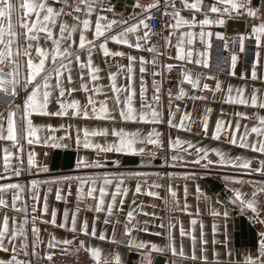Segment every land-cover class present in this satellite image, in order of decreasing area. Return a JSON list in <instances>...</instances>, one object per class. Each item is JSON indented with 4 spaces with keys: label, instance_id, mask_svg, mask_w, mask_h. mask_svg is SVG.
Segmentation results:
<instances>
[{
    "label": "crops",
    "instance_id": "0c3cea01",
    "mask_svg": "<svg viewBox=\"0 0 264 264\" xmlns=\"http://www.w3.org/2000/svg\"><path fill=\"white\" fill-rule=\"evenodd\" d=\"M22 2V0H20ZM105 4L111 3L113 12L117 17L127 19L129 15L139 12V8H134V4L125 9H118L111 0H104ZM140 2V1H139ZM176 6L180 8L179 0H175ZM252 7H256L253 0H250ZM141 3V2H140ZM205 8L213 3V0H203ZM58 6V5H57ZM113 12L107 13L112 18ZM181 15L191 19L192 12L184 9ZM215 19V14H210ZM245 15H228L224 14L223 24H212L203 26L206 34L207 44L198 45L201 38V26L193 24L189 29L183 26V30H173V35L168 37L169 46L164 47L161 52H149L152 46L150 37L147 43L142 42L141 49L130 48L128 45H118L112 41H108V47L112 51H121L124 53L122 57H108L107 60L99 51H93V64L98 66L101 71L98 73L99 79L95 81L98 89H94L92 81H87L88 91L80 89L79 72H73L72 93H66V97L77 99L80 102L78 115L72 116L70 110L65 116H55L47 114L31 113L29 120L31 127L24 124L19 114L16 120V142L13 143L6 139H0V184H19V189H9L2 193L7 201V213L9 216L15 215L17 220L27 217L25 224L26 236L30 241L32 238L31 226L32 217L36 216V227L40 230L41 240L47 242L49 234H54L57 239H72L76 236L73 244L65 246L61 245L55 249L48 248L50 253H59L72 251L80 248L78 241L85 240L87 244L93 247H99L101 250L100 264H104L105 258L108 264H114L112 254L119 255L120 264H126L131 251L138 252L139 257L137 263L145 264L143 253L145 249H139L136 244L145 242V248L151 264H154L158 254L164 256L163 264H245V258L248 256H258L261 232L264 231V191H259L264 187V171L256 172L255 168L260 167V161L264 160V154L255 152L251 147L243 148L240 146V136L237 135V143L231 144V135L220 132L218 138L212 137V130L216 126L217 119L225 121L224 128H236L238 119L236 113H246L247 116L239 117L240 126L238 133L244 131L245 125L251 128L257 124V116H264V109L234 103L226 98L231 86V94L239 95L238 89L244 88V95L250 97L253 89L258 90V94L264 95V80L252 78V60L257 59V77L264 76V46L259 48L257 56V46L255 39L251 45L241 46L238 50H231L226 56L210 45L212 39L207 33H211L214 27H223L227 18H240ZM196 20L202 18L200 13L195 14ZM70 21V18L65 17ZM12 25L16 31L23 33V29L17 27V16L12 17ZM7 26V19L4 20ZM258 23L256 20L251 21ZM94 27V17H93ZM58 30V25H57ZM189 30L193 33L192 37L187 35L183 38L185 52L188 47H192L194 51L203 53L207 48V62L204 63L203 56L200 57L201 64L196 65L189 62L187 57L181 60L176 56V48L180 40L179 31L187 33ZM251 30V29H250ZM227 33L225 41L227 48L232 46L233 34ZM91 40L90 32L87 34ZM143 35V31L140 32ZM167 37V31L164 30V41ZM78 42V33L76 35ZM191 39V45L188 40ZM135 42V37H132ZM224 41V47H225ZM21 42L23 36L21 35ZM40 43L45 45L43 36ZM47 46H51V41L47 42ZM15 51V45H13ZM230 50V49H229ZM235 53L237 60L233 64L231 55ZM133 55L137 59L133 62V94L129 101L135 119L122 120L120 118L121 111L127 113L128 109L124 105V101L128 99L127 92L120 89V104H116V94L112 92L111 83L108 80L109 71L116 72L117 86L127 84V56ZM145 57L146 60L156 59L155 66L151 63L145 65L147 71L144 73L145 92L142 101L140 94V61L139 57ZM173 61L183 64V72L191 73L193 78L197 74L200 75V83H208L210 88L216 86V81H220V89L215 93L210 90L192 89L191 85L183 80L181 76L180 88H184L185 95L183 97L168 96L161 82L162 74L166 68L162 65H169ZM118 65H124V69H119ZM8 69L5 68V71ZM158 74L153 76L152 72ZM244 73L241 76V73ZM26 73V69H25ZM153 80L159 88V92L153 86ZM54 83V81H53ZM66 83V81H65ZM54 93L47 105V111L55 112L59 105L56 103ZM158 95L159 99L154 100L153 96ZM204 96L206 99H194L193 97ZM91 98L96 102V112L92 111V106L88 105V115H84L85 105ZM12 99L11 96H5L0 92V110L8 107L7 101ZM106 101L107 112L99 111V102ZM144 105L143 112L145 118L140 119L141 105ZM210 109V111H206ZM158 113L157 117L152 116V112ZM172 112V123L169 124V112ZM186 116L181 121V114ZM207 117L208 129L207 133L201 127L200 117ZM180 124L181 127H175ZM63 125V127H61ZM50 126V127H49ZM32 129H35V135H30ZM86 130L89 135H85ZM123 130L127 134V138H134L135 145L142 148V152H116L113 148L111 151L104 149L113 145L120 137L113 136V130ZM152 133L151 136L149 134ZM158 134V135H157ZM7 135L6 125L2 133ZM77 136H79L80 144L77 145ZM250 138H256L255 134H249ZM157 140V144H152L149 140ZM177 139L181 144L175 148H169L168 143L171 140L175 142ZM190 142L192 147L188 146ZM94 144L97 147L85 148L84 144ZM59 145V146H54ZM165 145L168 148V161L163 162L170 169H163L159 164L161 160L155 159L153 164L148 167H140L139 157L152 153L157 146ZM197 148L207 150V160L204 159L205 152H200V162L196 163ZM211 149L219 150L225 160L240 157L236 161L235 166L231 163H212L208 164V160L219 161L220 156ZM5 150L12 152V156L8 158V165L5 167ZM19 150V151H17ZM55 150H60V162L63 160L65 151L72 153L73 164L68 169L58 168L50 169V163ZM122 156H136L137 163L134 165H123L121 163ZM31 157L33 163H28ZM177 157V159H172ZM83 158V163L78 167L77 162ZM245 160L249 162V167L244 168L242 165ZM118 161V163H114ZM17 170L19 175L16 174ZM207 178L221 182L223 188L213 190ZM107 179L112 181L105 184L106 189L101 210L97 211L96 206L88 205L91 197L95 199L100 196V186ZM35 181L36 183H33ZM117 183L121 184V188L113 202L111 215H108L107 202L113 200L112 192L117 189ZM139 184L140 191H136ZM80 186L81 195L77 199V187ZM94 188V195L88 196V188ZM127 188V192H124ZM199 188V192L197 191ZM239 190L245 201L252 199V193L255 192L256 212L246 206H241L239 201L233 203L230 199L233 197V190ZM57 190L60 192V199H57ZM155 192L156 195H149ZM13 193L19 196L16 202L18 211L12 209L11 197ZM173 193L175 195H173ZM121 197L123 202L121 203ZM185 205L187 209L185 210ZM44 212H40V208H45ZM36 208V212L32 209ZM55 210L56 224L48 223L52 220V212ZM5 209L0 206V216ZM75 212L76 232L72 231V213ZM129 212L132 213L129 216ZM227 212V216L224 213ZM95 217L96 236L82 237L78 229L81 222H87L88 231L91 232L93 218ZM243 218V233L236 236L240 232L239 218ZM107 221V222H106ZM61 222L66 224V228H59ZM237 225V227H236ZM213 226L216 231L213 232ZM125 227L129 229L125 233ZM181 228L186 233L181 236ZM252 229V234L249 232ZM145 229H147L145 231ZM103 230L105 239H100V232ZM170 231L171 240L166 235ZM191 232V235L187 233ZM159 233V235H157ZM201 236L205 241L203 248L207 257L206 261L199 259L201 249ZM111 237V239H108ZM195 238V239H193ZM226 238V245L224 243ZM134 241L130 244L129 241ZM215 240V243L213 241ZM172 243L177 254L174 255L171 249L166 246ZM151 244H156L161 251L151 249ZM183 248V255L179 252ZM215 251V256L213 252ZM195 253V256L193 255ZM10 254L0 251V258L7 259ZM27 258V257H25ZM48 259L44 257L43 251L38 248L37 256L33 259V264H45Z\"/></svg>",
    "mask_w": 264,
    "mask_h": 264
},
{
    "label": "snow or ice",
    "instance_id": "6c2138e0",
    "mask_svg": "<svg viewBox=\"0 0 264 264\" xmlns=\"http://www.w3.org/2000/svg\"><path fill=\"white\" fill-rule=\"evenodd\" d=\"M180 8L176 6L175 0H150L148 3H140L139 0L133 5L134 8H139L140 11L133 15H129L127 19L117 17L113 12V6L111 3L105 4L104 0H0V92H3L5 96H11L12 99L8 100V107L4 110H0V139H6L13 143L16 142V116L19 114L21 120L24 124L31 127V122L29 116L31 113L47 114L55 116H65L70 110L72 116L78 115L80 102L77 99L66 97V93H72L74 91L71 86L73 83V72H79L80 79V89L83 91H88L86 83L87 81H92L94 84V89H98V85H95V81L99 79L98 73L101 69L93 64V51H99L107 60L108 57H122L124 53L121 51H112L108 47V41H112L118 45H128L130 48L141 49L142 42L147 43L150 35H152V29L149 27L147 21L152 17L153 10L160 11L163 8V12L160 13L158 19H163L167 16L168 20L164 21V30L167 31V37L164 41V47L169 46V39L173 35V30H180L183 26H188L189 29L193 24H199L201 26V38L203 39L206 35L203 31V26L212 24H223L224 14L228 15H245L246 17L258 20V23H253L251 25V31L249 32V37H254L255 44L257 46V56L259 55V48L264 46V17L260 15L261 11H264V0H260L258 7H252L250 0H213V3L205 8L203 0H179ZM58 5V6H57ZM187 9L192 12V18L188 19L181 15V11ZM113 12L112 18H109L107 13ZM200 13L202 18L196 20L195 14ZM17 16V27L23 29V33L16 31L12 25L13 15ZM210 14H215V19H213ZM65 17L70 18L65 19ZM93 17H94V27H93ZM7 19V26L4 20ZM58 25V30H57ZM143 31V35L140 32ZM91 34V40L88 39V33ZM78 33V42L76 35ZM21 35L23 36V42H21ZM187 35L192 37L193 33L189 30L187 33L184 31H179L180 40L178 41V46L176 48L177 58L183 60L185 56L189 62H193L196 65L201 64L200 57L203 56L204 63L207 62V48L203 53L194 51L192 47H188L185 52L184 48L180 45L183 44V38ZM211 35V33H207ZM41 36L45 41V45L42 46L40 43ZM217 38L223 39V34L220 32L216 33ZM132 37H135V42L132 41ZM241 46H243L245 36L240 34L238 37ZM51 41V46H47V42ZM205 45L207 41L205 40ZM191 39L188 40V44L191 45ZM13 45H15V51L13 50ZM225 48H227V41H225ZM149 52L156 53V46L152 45ZM158 54V53H156ZM137 57L133 55H128L127 60V84H120L117 86L116 83V72L109 71L108 80L112 86V92L116 94V104H120L119 92L120 89H124L127 92V97L124 101L125 107L128 109L127 113L121 111L120 118L122 120H132L135 119L133 111L129 106V101L131 100L133 94V62ZM231 60L235 64L237 56L235 53L231 55ZM140 61V94L141 99H144L145 84H144V73L147 71L145 65L151 63L155 66L157 63L156 59L146 60L145 57H139ZM257 64L258 60H252V78L264 80V76L257 77ZM124 65H118L119 69H124ZM5 68L8 70L5 71ZM162 68H171V65H162ZM26 69V73H25ZM158 73L156 71L152 72L155 76ZM244 73H241L243 76ZM183 80L191 85L192 89H200L201 92L204 90H210L215 93L220 89V81H216V86L210 88L208 83H200V75L197 74L193 78L191 73L182 71ZM54 81V83H53ZM66 81V83H65ZM153 86L156 91L159 92V88L156 85V81L153 80ZM239 95L231 94V86H229V92L226 94V98L234 103L248 106L251 104L253 107H259L264 109V95L258 94V90L253 89L250 97L245 96L244 88L238 89ZM54 93H58L56 96V103L59 108L55 112L47 111V105ZM185 95L184 88H180L177 96L183 97ZM194 99H206V97H193ZM154 100H158V95L153 96ZM92 106V111L96 112V102L91 98L88 99L85 105L84 115L87 116V107ZM144 105H141L140 119L145 118L143 112ZM99 111L101 113L107 112L106 101L101 100L99 102ZM210 111V109H206ZM238 119L236 121V128L231 127V122L228 128H224L225 121L217 119L216 126L212 130V137L218 138L220 132H224L226 135H231V144L235 145L237 143L236 137L240 136V146L243 148L251 147L255 152L264 154V116H257V124H254L251 128L247 125L244 127L243 132L237 131L240 126L239 117L247 116L246 113H236ZM153 117H157L158 113L153 111ZM181 121L186 119V116L182 113L180 116ZM169 124L172 123V112H169ZM201 127L204 132L207 133L208 122L207 117L202 115L200 117ZM7 135L3 136L2 133L5 130ZM50 127V126H49ZM63 127V125H61ZM175 127L180 128V124H176ZM79 131H84L85 135L89 133L84 129H78ZM255 134L256 138H250L249 134ZM30 135H35V129H32ZM152 133L149 134L151 136ZM158 135V134H157ZM113 136L120 137L115 141L113 145L105 148V151H111L113 148L116 152H142V148H138L135 145V139L127 138V134L121 129L119 131L113 130ZM77 145L80 144L79 136H77ZM152 144H157V140H149ZM189 147H192L190 142ZM181 144V141L177 139L175 142L171 140L168 143V147L175 148ZM59 146V145H54ZM85 148L97 147L94 144L85 143ZM19 151V150H17ZM205 152L204 159L207 160V150L202 148H197V159L196 163L200 162V152ZM210 151L216 152L218 156L221 157L219 161L208 160V164L212 163H231L235 166L236 161L241 159L236 157L235 160L228 159L225 160L223 154L217 149H211ZM13 154L5 150V167H7L9 161L8 158ZM172 159H177V157H172ZM31 165L33 163L31 157L28 160ZM83 163V158H80L77 162L79 167ZM118 163V161H114ZM260 167H256V172L264 171V160L260 161ZM244 168L249 167V162L245 160L242 165ZM19 175V171L16 172ZM112 181L105 179L99 189L100 196L96 198L95 206L97 211L101 210V206L106 189L105 184H110ZM33 183H36L33 181ZM19 184H0V206L5 209V212L0 216V251L10 254L7 259L0 258V264H33V259L37 256V249L40 248L44 257L51 260L54 253L47 251L48 248H57L61 245L65 246L73 244L76 241V236L72 239H57L54 234H49L47 242L41 240L39 232L40 230L36 227V216H33L31 233L32 238L29 241L26 236L25 224L27 217L20 218L17 220L16 216H9L7 213L8 204L2 193L7 192L9 189H19ZM121 184L117 183V189L112 192L113 200L107 202L108 215H111L113 209V202L116 198ZM136 191H140L139 184H137ZM199 192V188H197ZM259 191H264V187L260 188ZM124 192H127V188H124ZM88 196L94 195V188H88ZM81 190L80 186L77 187V199L80 198ZM149 195L155 196V192H150ZM173 195H175L173 193ZM243 194L239 190H233V197L230 199L233 203L239 201L241 206H246L253 212H256L255 207V196L256 193H252V199L245 201L242 199ZM57 199H60V192L57 190ZM19 196L13 193L11 197L12 209L18 211L16 208V202ZM123 202V197H121V203ZM187 205H185V210ZM45 208H40V212H44ZM36 212V208L32 209ZM132 215L131 212L128 214ZM227 216V212L224 213ZM56 212H52V220L48 223L56 224L55 220ZM76 213H72V231L76 232ZM107 222V221H106ZM260 223H264L261 220ZM59 228H66V224L61 222L57 225ZM147 229H145L146 231ZM79 233H82L85 237H95L96 227H95V217L93 218V224L91 232L88 231L87 222H81L78 229ZM215 226H213V232H215ZM129 229L125 227V233H128ZM186 233L183 228H181V236ZM159 235V233H157ZM166 235L171 240L170 231ZM191 235V232L187 233ZM260 246L258 249V256H248L245 258V264H264V231L260 234ZM100 239H105V234L103 230L100 232ZM108 239H111L109 237ZM195 239V238H193ZM130 244L134 241H129ZM205 241L203 236H201L200 244V256L201 261H206L207 257L204 254ZM215 243V240L213 241ZM226 245V238L224 241ZM80 248H86V251L90 254L91 258L96 261V264H100L101 250L99 247H93L91 244H87L85 240L78 241ZM139 249H145L143 256L145 259V264H151V260L148 255V250L145 248V242H140L136 244ZM167 248L171 249L174 255L177 254L176 248L172 243H169ZM151 249L156 251H161L156 244H151ZM183 248L179 252V255H183ZM195 256V253H193ZM215 256V251L213 252ZM27 257V258H25ZM112 260L114 264H120L119 255L116 253L112 254ZM104 264H108L107 258H105Z\"/></svg>",
    "mask_w": 264,
    "mask_h": 264
},
{
    "label": "built area",
    "instance_id": "2783aa9c",
    "mask_svg": "<svg viewBox=\"0 0 264 264\" xmlns=\"http://www.w3.org/2000/svg\"><path fill=\"white\" fill-rule=\"evenodd\" d=\"M137 1V0H134ZM141 3H148L150 0H139ZM260 4V0H257L256 7ZM255 7V8H256ZM163 12V8L160 11L153 10L152 17L147 21L149 27L152 29V35H150V41L152 45L156 46V51L161 52L164 45V21L168 20V17L165 16L163 19H158L160 13ZM260 15L264 17V11H261ZM244 20V29L240 34L245 36V40L243 45H251L253 43V38L249 37V32L251 31V21L253 18L242 16ZM258 21V20H256ZM259 22V21H258ZM184 28L180 29L183 30ZM220 32L223 34V39L217 38L216 33ZM239 34V35H240ZM239 35L233 34L232 38V46L231 48L224 47V41L227 37V33L225 32V28L223 27H214L211 30V47L219 50L223 56H226L231 50H238L240 47V41L238 39ZM206 38H200L198 41V45H205ZM209 45V44H207ZM171 68H166L164 73L162 74L161 82L163 85V90L168 96H176L180 89V80L182 76L183 64L178 61H173L170 63ZM155 159L161 160L162 164H159L163 169H170L168 165H166V161H168V148L165 145L157 146L152 153L144 154L139 157V165L140 167H148L153 164ZM165 162V163H163ZM96 199L91 197L88 200V205L91 207L95 206ZM80 236L84 237L83 234ZM45 264H96L90 254L85 249H77L72 251L59 252L52 255L51 260H47L44 262ZM141 264V263H136Z\"/></svg>",
    "mask_w": 264,
    "mask_h": 264
},
{
    "label": "water",
    "instance_id": "95a60500",
    "mask_svg": "<svg viewBox=\"0 0 264 264\" xmlns=\"http://www.w3.org/2000/svg\"><path fill=\"white\" fill-rule=\"evenodd\" d=\"M111 1L115 3L118 9H125V11H128L127 10L128 6H131L134 4V0H111ZM253 2L256 4L257 0H253ZM224 28H225V32L228 34L242 32L244 29V20L240 18H233V17L227 18L225 21ZM60 155H61L60 150L54 151L52 160L50 163V169L52 170H56L58 168L68 169L72 166L73 164L72 153L65 151L63 154V160L61 162H60ZM137 160L138 158L136 156H122L121 163L123 165H134L137 163ZM206 180L213 190H220L223 188V184L221 182L212 180L210 178H207ZM239 224H240V232H238V234L236 235L238 237L240 234L242 236L244 235L243 226H242L243 218L241 217L239 218ZM249 232L250 234H252V229L250 230L249 228ZM138 257H139L138 252L131 251L129 253L128 261L126 264H136ZM163 261H164V256L161 254H158L155 258L154 264H163Z\"/></svg>",
    "mask_w": 264,
    "mask_h": 264
}]
</instances>
